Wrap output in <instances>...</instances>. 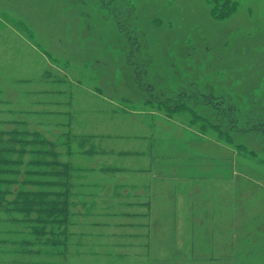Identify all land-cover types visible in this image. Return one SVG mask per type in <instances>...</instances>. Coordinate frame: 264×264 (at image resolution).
<instances>
[{
	"label": "rangeland",
	"instance_id": "obj_1",
	"mask_svg": "<svg viewBox=\"0 0 264 264\" xmlns=\"http://www.w3.org/2000/svg\"><path fill=\"white\" fill-rule=\"evenodd\" d=\"M0 129L27 130L6 143L25 149L9 153L7 166L22 170L9 175L41 182L30 186L39 192L51 177L67 199L57 224L67 258L45 264H146L132 252L149 237L172 257L177 239H218L210 229L222 215H237L248 242L239 261L264 264V0H0ZM145 136L158 142L163 176L182 167L183 182L199 183L203 232L185 220L195 219L191 196L178 200L190 216L170 215L167 182L152 217L140 215L149 199L130 194L149 177L118 168L145 162L134 152ZM18 205L0 203V239L40 237L43 211L25 220ZM150 222L153 232L133 227ZM5 246L0 264H11Z\"/></svg>",
	"mask_w": 264,
	"mask_h": 264
},
{
	"label": "crops",
	"instance_id": "obj_2",
	"mask_svg": "<svg viewBox=\"0 0 264 264\" xmlns=\"http://www.w3.org/2000/svg\"><path fill=\"white\" fill-rule=\"evenodd\" d=\"M151 128V127H150ZM39 133V132H38ZM42 135V134H40ZM44 136V135H42ZM145 139V140H144ZM135 141H137V145L134 144V152L139 153L140 155L138 157H143L145 158V162H141L140 164H122L121 167L118 168V172H126L129 173L131 170L136 171V173H140L143 177H149V179H143L141 186L136 185V189L141 190V192L135 191V193H132V197L135 198H144L145 200L149 199V201H145L144 203H140L141 205L145 206V211L141 212L140 215L146 216L149 215L152 217L153 211H154V201L158 197V194H162L163 192H160L161 187H159V192L155 193V188L157 187L158 183L159 186H161L163 183L162 182H167L166 186V192L168 195H161L166 200H170L171 206H168L169 213L170 215H186L190 216V213H187L183 210V203L178 204V200L182 199L181 195L186 194L187 198L188 196H191V209H193V214L195 213V219H192L191 221L189 219H185L188 221V224L190 226L191 231H193V228L196 227V230L202 231L205 228L206 229V223L204 219H200V217H204L205 209H200V204H202V207L204 204H206L207 199L202 198L200 199L199 194L200 191L198 190L199 188V183L195 180V178L192 177V181L189 182H183L185 180L184 178L186 177L182 171V167H172L171 172L172 178L178 180H171L172 178H169L166 174L163 176L162 170H159V163L158 161V146L155 140L150 139L148 140L145 137L143 138H136ZM122 151V150H121ZM121 154H124L122 152H119ZM137 158V157H136ZM180 174H184L181 175ZM148 175V176H147ZM160 175V176H159ZM179 175V176H178ZM160 177V178H159ZM169 179H168V178ZM160 179V180H159ZM182 182L184 185H182ZM203 183V182H201ZM128 187H131L130 184H127ZM193 195V197H192ZM130 197V196H129ZM128 197V198H129ZM162 197V198H163ZM185 198L184 200H187ZM200 200V201H199ZM186 204V203H184ZM199 206V207H198ZM220 211V210H219ZM234 211V210H231ZM168 214V211H167ZM192 214V216H194ZM215 215V212H214ZM220 223L218 224V227L216 229L214 226L211 227L210 230L214 229V233L217 232L219 228V232H221V235L218 239H215L214 241L210 240H201L197 241L195 239H192L191 241H186V240H180L177 239L173 243V247L177 248L176 254L175 255H164L159 256L158 254V248L159 247H164L162 245H159V243L150 237L147 239H144L143 241H140L139 248H142L144 250L139 251V252H132L134 255V258L137 257V255H140L139 253L144 252V255L142 257L148 258L149 263L146 264H242L240 258H239V248H247L248 242L245 240H240L239 235H238V224H237V215H234L231 217V219L228 220V217L226 216H221L219 217L218 220ZM247 221V220H246ZM227 223V224H225ZM184 224V222L182 223ZM221 225V226H220ZM242 224L241 226H244ZM135 229L139 230V227H145L149 229V231L153 232L152 230V222L144 225H134ZM243 229H240L242 231ZM239 231V232H240ZM230 233L229 239H224V236L222 233ZM147 237V236H146ZM67 241H64L60 243L59 245H62L63 243H66ZM37 243V247H32V244ZM166 248H169L167 246L168 242L164 243ZM0 245L5 246V245H11L9 249H6L4 252L7 254H10L13 258L11 261V264H34V261L44 263L48 258L59 256L61 258H67L65 254L60 253L55 256H47L42 253H34L37 251V248L41 247V244L39 242H34V241H26V240H19V239H0ZM8 247V246H5ZM31 248L33 251H29L28 249ZM165 248V249H166ZM179 249V250H178ZM167 250V249H166ZM182 250V251H180ZM184 250V251H183ZM172 258V260L170 259ZM28 261V262H26ZM30 261V262H29ZM9 264V263H8Z\"/></svg>",
	"mask_w": 264,
	"mask_h": 264
},
{
	"label": "trees",
	"instance_id": "obj_3",
	"mask_svg": "<svg viewBox=\"0 0 264 264\" xmlns=\"http://www.w3.org/2000/svg\"><path fill=\"white\" fill-rule=\"evenodd\" d=\"M16 132V133H15ZM9 132L8 130H3L0 129V203H4L5 201L8 203V205H14L16 202L19 204L18 205V212H23L25 216V220L36 218L33 217V212L39 211L41 214V211H43L42 215H39L36 219L34 220L35 222H41L42 227L39 228L38 225H34V228H36V232L38 234L34 240H29V239H23L26 241H34V242H39L41 244V247L37 248V251L34 253H42L47 256H55L57 254H60L59 249L57 246L63 242L61 240V234L62 231L60 230V227L57 226V224L65 222V216L60 217V213H64L67 210V199L63 200L60 199L59 196L62 195V193L56 189L49 188L50 186H57V183H54V179H51L49 177L45 182L44 186L45 188L43 190L36 191V189H32L30 186H39L38 184H41L39 181H35L32 179H24V181H20L17 177H11L9 174L10 173H22V170L16 168L15 170L11 167H8L11 163L12 160V155L11 154H17L19 153L20 158L25 152V149H18L17 151L14 150L13 147L10 145L6 144L8 142H12V135L14 136H22L23 133H26L27 130H19L18 132ZM23 132V133H22ZM17 134V135H16ZM31 134V133H29ZM32 136H36L38 138L37 140L43 143H48L47 139H45L44 136L38 134L37 132H34V134H31ZM34 138V137H32ZM27 139V138H26ZM21 140V139H20ZM36 140V139H33ZM17 141V140H14ZM22 141V140H21ZM51 147V146H50ZM52 148V147H51ZM38 153H42L41 149L36 150ZM47 154H50L52 158L54 157L55 159L53 160V163L57 164V153L53 149L46 148V151H44ZM69 166L66 164L65 165V171L64 173H67L69 170ZM52 170L51 168L45 169V174L48 176H53L54 172L57 170L55 167ZM27 174H31V171H26ZM20 183L19 185H24V187H20L19 195L16 200L11 202V200H6L5 197L11 193V187L7 186L9 184H16ZM34 184V185H33ZM29 187H25V186ZM39 190V189H38ZM64 194L67 196L69 194V189H66L63 191ZM21 201V204L19 203ZM41 207V209H39ZM41 210V211H40ZM16 219V218H15ZM18 221V220H16ZM38 226V227H35ZM56 227L58 229H56ZM59 235V237L57 236ZM7 239V238H6ZM29 251H33V249L29 248Z\"/></svg>",
	"mask_w": 264,
	"mask_h": 264
}]
</instances>
